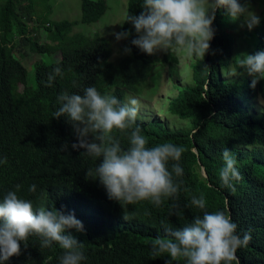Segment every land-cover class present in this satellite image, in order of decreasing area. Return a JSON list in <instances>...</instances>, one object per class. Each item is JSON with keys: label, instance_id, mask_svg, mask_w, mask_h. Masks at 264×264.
Instances as JSON below:
<instances>
[{"label": "trees", "instance_id": "1", "mask_svg": "<svg viewBox=\"0 0 264 264\" xmlns=\"http://www.w3.org/2000/svg\"><path fill=\"white\" fill-rule=\"evenodd\" d=\"M255 2L261 19L251 31L239 28L241 21L232 22L225 10H217L216 32L210 41L216 54L196 59L192 84L176 86L177 93L168 101L170 114L192 119L190 129H170L158 120L136 122L149 147L171 142L186 149L179 161L184 175L177 178L183 180L178 201L168 199L156 207L149 201L122 206L109 199L98 179L85 176L99 158L72 149L76 137L71 124L64 116L54 118L53 113L59 107L57 96L65 90L82 94L84 88L95 86L122 103L125 91L142 95L154 68L175 60L172 51L162 57L142 53L130 44L135 30L125 22L122 30L132 33L127 38L132 51L113 61L108 38L74 31L75 21L50 19V0H0V158H7L6 164H0V199L21 185L18 195L31 200L34 211L44 207L73 213L85 228L82 233L69 230L83 242L86 260L82 264H165L167 255L152 257L145 241L163 235L161 220L173 228L190 223L200 210L185 205L203 193L207 211H225L241 234L250 230L251 241L236 253L239 264H264V111L255 110L252 103L257 97L264 99V80L252 89L251 76L230 75L240 71V53L264 50V0ZM142 3L127 0L125 16L138 15ZM80 9L82 23L96 22L106 12L107 2L80 0ZM39 54L45 58L39 59ZM56 66L63 76L49 87L47 76ZM115 135L126 149L127 134L116 131ZM65 142L69 148L61 151ZM225 147L235 155L241 174L239 181H233L235 193L220 186ZM33 184L36 190L29 192ZM174 202L180 205L179 217L169 215ZM40 239L30 235L27 247L20 242L21 254L5 264H59V245L42 248Z\"/></svg>", "mask_w": 264, "mask_h": 264}, {"label": "clouds", "instance_id": "2", "mask_svg": "<svg viewBox=\"0 0 264 264\" xmlns=\"http://www.w3.org/2000/svg\"><path fill=\"white\" fill-rule=\"evenodd\" d=\"M141 9L138 15L127 14L120 25L127 22L133 26L135 36L130 44L150 56L158 52L182 51L187 58L203 60L206 53L215 55L210 41L215 36L213 23L218 9L225 10L232 22L240 20L239 28L246 26L249 31L258 26L261 19L252 8L251 0H143ZM111 35L119 42L132 33L123 30L113 31ZM131 51V47L123 48L124 54H131ZM239 56L240 71L230 75L246 73L252 77L250 87L255 89L257 83L264 80V50L242 52ZM57 76H63L59 66L48 74L46 85L51 87ZM56 99L59 107L53 117L64 116L71 124L76 137L72 149H83L80 154L99 158L98 165L87 169L85 176L98 179L109 199L122 206L149 201L156 207L168 199L178 201L183 180L177 178L184 175L179 161L186 149L171 142L148 146L147 138L136 124L139 112L136 98L122 103L116 96L101 94L95 86H88L82 94L65 90ZM116 131L127 134L129 146L126 149L116 138ZM195 131L192 130L193 135ZM68 148L67 142L60 146L61 151ZM222 160L218 174L220 186L235 193L233 181H239L241 174L232 150L225 147ZM169 162H173L170 168ZM6 163V157L0 158V164ZM20 188L21 185H16L15 191H7L0 199V264H5L12 256H19L20 242L27 247L30 235L41 238L42 248L58 244L62 249L59 264H82L86 260L83 242L69 231L84 232L82 221L73 213L56 208L40 207L34 211L32 201L18 195ZM35 190L34 184L28 189L29 192ZM206 203L203 193L199 197L192 196L185 207H195L200 214L182 227L173 228L161 220L163 235L145 241L152 257L166 254L165 264L180 261L184 264H233L234 261L239 264L236 253L251 241L250 230L239 233L237 224L225 211L209 212ZM179 208V203L174 202L169 215L179 217Z\"/></svg>", "mask_w": 264, "mask_h": 264}, {"label": "rangeland", "instance_id": "3", "mask_svg": "<svg viewBox=\"0 0 264 264\" xmlns=\"http://www.w3.org/2000/svg\"><path fill=\"white\" fill-rule=\"evenodd\" d=\"M107 10L104 15L96 22L82 23L80 0H50L51 12L50 19H67L77 22L74 31H80L86 34H99L108 38L112 43L113 61L129 54L123 53V48L127 45V39L116 41L115 36L111 35L113 31L120 32L126 14L127 0H106ZM252 8L258 13L261 9L255 0L251 1ZM42 31L46 32L43 28ZM166 52L156 53L162 57ZM175 60H171L154 68L152 75L143 85L142 95H136L130 91H125L124 102L130 98H136L139 101V112L137 123L144 124L151 121H161L170 129H190L192 119H181L167 111L168 101L177 93L176 86H190L192 84L191 70L192 64L196 58H187L181 52L172 51ZM45 58L39 54V59ZM27 67V66H26ZM29 76L32 79V65L27 67ZM253 107L257 111H264V99L257 97L253 102Z\"/></svg>", "mask_w": 264, "mask_h": 264}, {"label": "water", "instance_id": "4", "mask_svg": "<svg viewBox=\"0 0 264 264\" xmlns=\"http://www.w3.org/2000/svg\"><path fill=\"white\" fill-rule=\"evenodd\" d=\"M201 172H202V175H203V176H206V171H205V169H204L203 166H201Z\"/></svg>", "mask_w": 264, "mask_h": 264}]
</instances>
